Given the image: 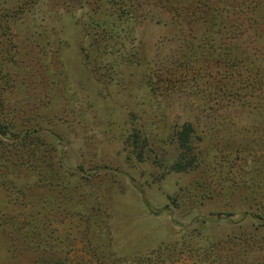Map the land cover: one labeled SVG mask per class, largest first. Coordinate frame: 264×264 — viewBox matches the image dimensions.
<instances>
[{"label": "rangeland", "instance_id": "obj_1", "mask_svg": "<svg viewBox=\"0 0 264 264\" xmlns=\"http://www.w3.org/2000/svg\"><path fill=\"white\" fill-rule=\"evenodd\" d=\"M0 264H264V0H0Z\"/></svg>", "mask_w": 264, "mask_h": 264}]
</instances>
